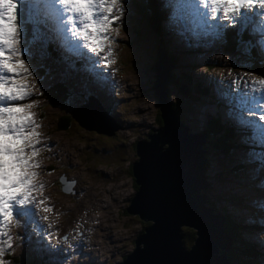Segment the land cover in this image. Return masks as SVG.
Listing matches in <instances>:
<instances>
[{"label":"rangeland","instance_id":"1","mask_svg":"<svg viewBox=\"0 0 264 264\" xmlns=\"http://www.w3.org/2000/svg\"><path fill=\"white\" fill-rule=\"evenodd\" d=\"M143 4V0H122L124 15L115 28L118 31H115L113 43L117 74L109 85L108 95L94 96L99 100L83 89L100 92L102 87L97 81L81 72L73 76L72 71L60 73L52 70L44 51L36 53L46 73V77L35 78L36 87L50 89L52 82L54 85L63 84L65 76L70 75L72 83L63 84L68 93L65 97L66 110H74L73 113H77L75 118L79 119V122L73 120L68 132L60 131L57 121L65 117L67 111H61L45 99L41 100L43 120L39 119V149L42 151L39 156V181L44 186L41 198L45 203H53L55 213L52 217L58 221V231L69 233L76 244L73 251L70 244L68 249H55L52 245L51 248L56 250L53 252L60 257L49 264H117L123 260V255L132 251L133 241L139 238L143 226L139 218L128 214L126 209L137 192L132 167L139 160L137 142L146 141L153 130L162 126L159 122L160 76L155 71L159 54L180 61L167 71L170 101L187 124L192 119L201 118L200 124H191L192 131L196 133L205 131L207 122L208 128L214 125L217 114L214 97L194 93L192 85L197 84L210 92L207 80L212 81L219 73L227 75L230 68L247 62L222 47L199 53V50L182 44V51H179L180 46L165 31V27L161 28L162 44H159L157 37L151 33V21H146L149 15L141 12L145 8ZM180 57L184 60L181 61ZM29 62L30 66H34L31 60ZM185 86L191 89L188 95L184 94ZM33 112L37 117V111ZM220 125L222 130H227L226 126ZM242 144L245 143L240 141ZM206 150L207 200L211 198L212 211L217 218L226 216L227 230H231L232 222L243 241L234 245L231 251L232 264H264V258L258 255L250 257L254 248H260L261 238L264 239V225L259 218H255L264 217V213L255 208L258 199H264L262 186H258L255 194L250 186L249 172L234 169L235 164L242 160L241 148L231 158L220 155L211 143L206 145ZM60 180L66 184V192ZM246 225L249 228L243 229ZM74 228L81 234L76 238ZM255 228L260 231H254ZM65 236L63 246L69 240ZM193 240L190 245L185 244L188 249ZM29 243L26 237H17L12 248V264H47L43 255L38 257L35 248L30 249ZM250 245V252L244 250ZM234 255H239L241 261L237 262Z\"/></svg>","mask_w":264,"mask_h":264},{"label":"snow or ice","instance_id":"2","mask_svg":"<svg viewBox=\"0 0 264 264\" xmlns=\"http://www.w3.org/2000/svg\"><path fill=\"white\" fill-rule=\"evenodd\" d=\"M27 2L28 17L26 25L22 26L18 22V0H0V224H10L13 218L17 224L21 219L34 222L36 202L31 194L36 189L33 180L38 173L30 170L39 167L32 157L40 151L37 145L41 143V133L37 129L41 125L29 111L33 105L16 103L31 95L28 85L16 83L32 75L26 61L37 52L43 53L54 39L61 40L76 55H80L83 48L98 56L113 42L109 32L118 31L113 25L122 14V0ZM169 7L172 23L187 24L194 19L205 36H221L222 29L229 27L219 23L222 19L229 20L232 26L238 25L242 33L252 22L249 14L254 8L259 10L256 15L264 16V0H169ZM27 25H31L30 33ZM104 60L109 65L114 62L108 57ZM251 84L254 91L259 89L264 93V79ZM249 102L259 107L255 96ZM259 119L264 121V115ZM239 122L242 126L251 123L242 113ZM259 135L264 140V125ZM26 149H30V154Z\"/></svg>","mask_w":264,"mask_h":264},{"label":"water","instance_id":"3","mask_svg":"<svg viewBox=\"0 0 264 264\" xmlns=\"http://www.w3.org/2000/svg\"><path fill=\"white\" fill-rule=\"evenodd\" d=\"M159 80L163 126L136 145L139 160L131 165L137 192L126 209L150 224L117 264H232L227 236L207 203L206 168L202 173L191 124L172 107L167 72ZM182 227L195 230L189 249Z\"/></svg>","mask_w":264,"mask_h":264},{"label":"trees","instance_id":"4","mask_svg":"<svg viewBox=\"0 0 264 264\" xmlns=\"http://www.w3.org/2000/svg\"><path fill=\"white\" fill-rule=\"evenodd\" d=\"M145 4H146L144 6L145 8H142L141 12L143 14L149 15V18H146V21L147 20L151 21V23L149 25V27L151 29V33H153L157 37V42L159 44H162V41H161L162 40V35H161V27H162L161 26V18H162V15H161L160 9L158 7V3L156 0H147L145 2ZM173 62L176 64L178 61H176V59H174ZM41 75H43V73H41ZM192 87H193V85H192ZM193 92L195 93L194 89H193ZM67 94L68 93L65 90V86L63 84H56V85H52L50 87V89L45 90L42 98H45L46 101H48L51 105L58 107L61 111L66 112L65 97L68 96ZM196 94H200V96H203V95H207L208 92H198ZM172 102H174V101H172ZM38 112H39V115L41 116L40 109L38 110ZM76 114H74V118H75ZM73 120L74 119H73L72 115L67 113V115H65V117L58 119L56 126H57L58 130L68 132L70 130V124H72ZM214 120H215L214 125H212V126L209 125L210 128H208V125H207V127L205 129V131L208 135V139L209 140L211 139V141H209V143L214 144L215 151H217L220 155L231 158L233 153L236 152L240 148L239 144L237 143V141L233 135V126L231 124H226V125L223 124L222 120L218 119V118H216ZM159 122L161 123L160 117H159ZM220 123L222 125L226 126L227 130H222L221 129L222 126L220 125ZM160 125H162V123ZM50 171H51V169H50ZM133 184H134V187L137 188L136 184L135 183H133ZM207 203L209 204V206L213 207L211 198H209L207 200ZM126 212H127V210H126ZM137 217H136V221H137ZM140 223L143 226V230H144V228H146L150 224L149 222H143L141 220H140ZM232 224L233 223L230 222L231 230H227V225L225 224L224 231L226 233H228L233 238V240H234L233 246L239 245L243 241L240 237V232L238 234V231H237L235 225H232ZM143 230L141 231V233L143 232ZM181 232L183 234V241L185 242V244L190 245L191 243H189V242L191 241V239L193 240L196 237L195 231H193L192 229H190L188 227H183ZM141 233H140V235H141ZM133 245H135V241H133ZM251 246L252 245L248 246V249H244V250H247V252H250L249 250H251ZM261 246L263 247L264 245L260 244V247ZM126 256L127 255H123L122 259ZM232 256H233V254L231 253V258H232ZM234 256H235V259H237V262L241 261L239 255H234ZM9 257L14 259L13 256L10 255V253H9ZM250 257H255V256L250 254ZM17 261L21 262L20 260H17Z\"/></svg>","mask_w":264,"mask_h":264},{"label":"bare ground","instance_id":"5","mask_svg":"<svg viewBox=\"0 0 264 264\" xmlns=\"http://www.w3.org/2000/svg\"><path fill=\"white\" fill-rule=\"evenodd\" d=\"M182 44H180V47H179V51L181 50L182 51ZM184 53V52H183ZM205 53V52H204ZM185 54V53H184ZM183 54V55H184ZM218 59H221V58H218ZM180 60L182 61V60H184V58L183 59H181V57H180ZM169 61H171V62H169ZM219 61V60H218ZM173 65H174V62H173V59L172 58H169L167 55H165V54H163V53H160L159 54V63H158V65H157V67H156V69H155V71L159 74V76L161 75V73L162 72H167L168 70H171V69H173ZM179 65H181V64H179ZM174 67H175V65H174ZM189 87L188 86H185L184 87V94L185 95H188V93H189ZM191 90V89H190ZM209 96H212V94H210V93H208L207 95H206V97H209ZM213 97V96H212ZM100 99H102L101 97H100ZM214 100H215V103H214V105H215V109H216V117L215 118H218V119H221L222 120V123L223 124H231L230 123V121H228L227 122V120L228 119H226V117L224 116V114L223 113H221L220 112V109H219V107H218V103H217V101H216V99L214 98ZM176 101V100H175ZM208 104V103H207ZM174 110L176 111V109L174 108ZM203 111V110H202ZM177 112V111H176ZM178 113V112H177ZM202 113H206V112H202ZM199 115H200V113H199ZM179 116V115H178ZM201 116V115H200ZM198 117V116H197ZM196 117V118H197ZM160 119H162L161 118V116H160ZM209 121V120H208ZM206 122V121H205ZM211 122V121H210ZM161 123H162V126H163V122H162V120H161ZM201 123V118L199 119V118H197V119H195L194 120V123L192 124V126H196V125H198V124H200ZM209 124V122H207V125ZM232 125V124H231ZM161 126V127H162ZM233 126V125H232ZM154 131V130H153ZM187 131V130H186ZM153 133V132H152ZM151 133V134H152ZM194 134H192V136H191V138L193 139V141H194V143H195V145H196V148H197V150H198V153H199V156H200V160H201V166H202V173H203V171L205 170V168H208V158H207V153H208V151L206 150V145L207 144H209V140H208V135H207V133H206V131H203L202 133H196V132H193ZM47 135V134H46ZM138 143V142H137ZM225 218H226V216L225 215H221L218 219H219V221H220V223H221V225H222V228H223V230H224V225L226 224L225 222H224V220H225ZM225 232V231H224ZM225 234H226V236H227V239H228V241H229V246H230V252L232 251V249H233V242H234V240H233V238L228 234V233H226L225 232ZM84 251V250H83ZM83 253V252H82ZM85 253V252H84ZM88 253V252H87ZM81 254V253H80ZM88 256V255H87ZM91 258H93V257H91Z\"/></svg>","mask_w":264,"mask_h":264}]
</instances>
